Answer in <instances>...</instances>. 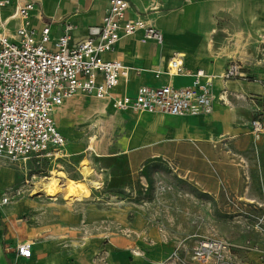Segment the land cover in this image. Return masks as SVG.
I'll return each mask as SVG.
<instances>
[{
  "label": "crops",
  "instance_id": "1",
  "mask_svg": "<svg viewBox=\"0 0 264 264\" xmlns=\"http://www.w3.org/2000/svg\"><path fill=\"white\" fill-rule=\"evenodd\" d=\"M131 1L129 15L139 14L148 18L160 32L161 39H151L143 29H137L124 35L114 51L105 55L107 58L118 57L138 71L131 79L122 81L115 92L133 96L143 85L188 86L193 82L191 73L203 69L208 76L214 77L212 91L215 98L211 113L173 116L157 111H118L110 99L101 100L86 95L106 105L108 115L123 116L125 121L131 123V134L121 141V146H125L126 150L122 149L114 156L126 157L132 176L142 168L156 167L155 158L163 161L164 172L181 175L194 189L192 192L172 194L174 200L191 203L192 215L200 205L209 208L199 200L224 196L229 200L249 199L251 203L261 201L264 198V137H254L250 132V122L256 116V106L264 105V0ZM37 2V10L31 19L33 26L41 28L48 23L52 34L59 36L64 32L65 24L71 23L76 39L85 38L90 26L102 22L109 4V0ZM239 43L246 47L247 55L238 50ZM176 54L183 56L189 74L170 76L166 72L169 60ZM231 59L241 61L243 75L225 79L223 75ZM63 105L56 111V116L66 136L59 123ZM244 109L248 111L247 115ZM136 115H149L147 125L143 127L152 126L158 136H151L145 130L136 135L135 121L131 119ZM168 116L178 117L177 121L187 124V127L173 130ZM92 123L95 122L88 126L97 127L96 123ZM151 140L158 141L149 144ZM66 152L70 156L67 146ZM144 162L147 163L145 166ZM108 169L105 168L103 174ZM13 180V173L0 164V186L11 185ZM140 180L146 189L149 182L142 181V178ZM164 182L167 183L165 179L159 180V184ZM107 188L96 197L82 200L85 202L82 207L63 212L54 219H48L38 212H31L27 220L16 218L25 220L26 231L34 234L30 242V258L18 256L17 244L26 240L20 241L9 229V220L23 215L16 207L17 201L7 203L15 204L14 207L9 205L13 209L10 211L5 207L7 204H0V264H4V261L9 264L8 258L11 261L15 258L30 259L33 264H119L120 244H141L139 236L126 237L124 241L113 236V222L115 225L118 223L119 205L122 204L120 209L123 212L139 211L130 200L132 187H125L124 196L118 195V186ZM172 199L163 195L158 200L164 204V208H169ZM188 209L181 207L179 211L187 214ZM3 222H7L8 230L2 228ZM58 227L62 230L52 232ZM158 229H161L160 226L152 224L141 230L146 234L144 243L153 248L152 255L169 244L164 234L157 237ZM72 232L80 233L78 239L73 237ZM91 232L94 234H89ZM185 240L181 239L177 247L181 248ZM134 263L141 264L139 261Z\"/></svg>",
  "mask_w": 264,
  "mask_h": 264
},
{
  "label": "built area",
  "instance_id": "2",
  "mask_svg": "<svg viewBox=\"0 0 264 264\" xmlns=\"http://www.w3.org/2000/svg\"><path fill=\"white\" fill-rule=\"evenodd\" d=\"M131 2L109 0L102 22L90 26L85 38L76 39L71 23L65 24L59 36L52 34L48 23L41 28L33 26L37 0H0V159L18 166L25 185L37 177L32 165L68 156L67 137L58 125L56 111L75 95L110 99L118 111H157L173 116L212 112L214 77L203 69L191 73L193 82L188 86L143 85L133 96L115 92L138 71L118 57L105 55L114 51L124 35L137 29H143L151 39H161L148 18L129 15ZM241 70V61L231 59L223 77L242 76ZM166 72L170 76L190 73L180 54L169 60ZM256 108L250 132L260 139L264 137V105ZM10 202L9 196L0 197V204ZM31 245L28 241L18 243V256L30 258ZM230 247L222 239H199L193 247L192 264H231ZM179 249L170 255V264L185 262Z\"/></svg>",
  "mask_w": 264,
  "mask_h": 264
},
{
  "label": "rangeland",
  "instance_id": "3",
  "mask_svg": "<svg viewBox=\"0 0 264 264\" xmlns=\"http://www.w3.org/2000/svg\"><path fill=\"white\" fill-rule=\"evenodd\" d=\"M244 113L247 115L248 111L244 109ZM138 118L139 115L131 118L135 121L134 133L136 135L145 130L151 136H158L156 129L152 126L143 127V124L140 123L137 127ZM56 119L58 121L57 116ZM125 120L126 118L120 115H108L103 103L96 98L83 94L75 95L65 102L59 118V123L67 137L68 151L69 153H76L75 155L43 160L41 166L34 167L32 165L38 178L32 180L31 185L24 184V175L17 165L0 159L2 167L7 168V171H11L14 176L11 185L0 186V197L9 196L11 201H17L16 207L23 213V215L14 216L15 218L9 220L10 231L17 235L20 241L31 242L34 234L25 229L27 224L25 220L30 219L31 212H38L48 219H54L63 212L72 211L79 206L82 207L84 201L67 203L61 194L58 195L57 200H53L43 192L35 195L33 192L40 186L43 178L49 176L52 169L61 166L70 177L74 179L84 178L85 176L81 173L80 162L85 156H88L96 172L93 178L98 181V184L92 187L90 197H96L100 191L107 190V187L112 185L119 187V196H124L126 195L125 187L130 186L132 187V193H129L132 195L130 200L135 203L136 206L134 207L138 208L139 211L138 213L135 211L123 212L120 209L122 204L119 205L120 208L116 217L118 223L115 225L113 222V236L119 241H124L126 237L131 236H139L141 239L139 246L132 242H129L130 245L128 242L119 245V264H133V261H139L141 264H170L168 257L176 249L181 239H186L185 244H182L179 249L185 262L177 264H192L195 242L204 238L228 241L231 245L229 253L231 264H264V198L253 203L249 199L229 200L224 196L213 200H199V203L208 205L209 208H202L200 205L198 211L196 210V213L192 215L191 203L186 200H174L172 194L179 191L192 192L194 189L186 182L187 180L181 178V175L164 172L165 164L163 161L155 158L154 165L157 169H154L156 167L142 168L132 176L128 171L126 157L114 156L121 153L122 149L126 150L125 146H121V141L129 136L132 131L130 121ZM91 122H95L97 127H89L88 124ZM94 134L98 136L95 141L96 149L101 153H106L107 156L99 157L91 151L78 153L87 146L89 137ZM143 164L145 166L147 163L144 162ZM105 168L109 169L103 174ZM159 170L164 173L158 174V172L160 173ZM140 178L142 181L149 182L146 189ZM160 179H165L167 183L159 184ZM163 195L172 199V206L169 208H164V204L158 200ZM9 205L14 207L15 204L5 205L9 211L13 210ZM181 207L189 208V213L181 214L179 211ZM22 217L25 220L16 219ZM152 224L161 228L158 229L157 237L164 234L167 243H169L166 248L159 249L155 255L151 254L153 248L144 243L146 234L141 231L143 227L152 226ZM7 225V222H3L2 228L8 230ZM59 230L62 228L52 229V232ZM89 234H94V232ZM72 235L78 239L80 233L72 232ZM103 235L105 234L103 233ZM8 260L9 264H33L30 259L18 260L15 258L11 261L8 258ZM4 264L7 263L4 261Z\"/></svg>",
  "mask_w": 264,
  "mask_h": 264
},
{
  "label": "bare ground",
  "instance_id": "4",
  "mask_svg": "<svg viewBox=\"0 0 264 264\" xmlns=\"http://www.w3.org/2000/svg\"><path fill=\"white\" fill-rule=\"evenodd\" d=\"M50 2H51V0H50ZM238 48H239L238 50L241 51V53L243 55H247L246 47H243L241 45V43H239ZM224 82H226V81H224ZM239 83H240V81H239ZM252 84H256V83H252ZM224 89H226V88H224ZM104 108L105 109L107 108L106 105L104 106ZM147 116H149V115H139V118L137 120V127L139 126L140 123H143L144 126L147 125V124L145 125V123H147L146 122ZM168 119H170V121L172 123L171 128L173 130L185 129L187 127V124H185V123L183 124L180 121L179 122L177 121V119H179L178 117L168 116ZM92 125H96V124L92 123ZM97 137L98 136L96 134L91 135L89 137L90 140H89V143L87 144V146L84 149H82L81 151H79L78 153H85V152L91 151L99 157L107 156L106 153H101L96 149L95 141H96ZM157 141L158 140H152L149 144H154ZM73 154L75 155L76 153H72V152L69 153V155H73ZM80 169H81V173L85 176L84 178H81V179H74V178L70 177L67 174V172L62 168V166L52 169L49 172V176H46L43 178L42 183L37 188V190L33 192V194L35 195L39 192H43L53 200H57L58 195L61 194V195H63V199L66 200L67 203L82 201L85 198L90 197L92 195V187L94 185H97L98 182L95 181L93 178V175L96 172H95V169L92 167L91 160L89 159L88 156H85L82 159V161L80 162ZM36 178H38V177H36Z\"/></svg>",
  "mask_w": 264,
  "mask_h": 264
}]
</instances>
